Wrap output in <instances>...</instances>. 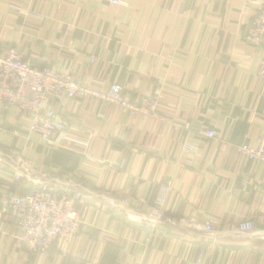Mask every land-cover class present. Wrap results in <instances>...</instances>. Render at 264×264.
Masks as SVG:
<instances>
[{"label":"crops","instance_id":"obj_1","mask_svg":"<svg viewBox=\"0 0 264 264\" xmlns=\"http://www.w3.org/2000/svg\"><path fill=\"white\" fill-rule=\"evenodd\" d=\"M121 1L0 0V55L14 48L94 90L118 83L129 101L158 96L156 117L54 102L68 129L50 143L28 132L26 115L0 111V158L22 154L34 181L85 196L78 232L43 254L19 247L12 218L0 215V264H196L201 249V264H264V163L235 150L255 147L264 127V48L245 40L255 0ZM30 186L0 171V196ZM161 192L165 216L212 220L213 232L155 220L146 228ZM243 220L253 233H237Z\"/></svg>","mask_w":264,"mask_h":264},{"label":"built area","instance_id":"obj_2","mask_svg":"<svg viewBox=\"0 0 264 264\" xmlns=\"http://www.w3.org/2000/svg\"><path fill=\"white\" fill-rule=\"evenodd\" d=\"M112 5L125 6L121 0H109ZM256 11L246 33V42L256 48H264V0H255ZM91 63L95 61L90 59ZM258 76L264 80V58L260 61ZM264 96V89L262 90ZM92 99L120 108L128 116L156 117L158 96L139 101H129L118 83H111L106 90H94L79 83L72 74L51 67L34 66L22 52L9 48L0 55V111L15 108L29 118L28 132L44 143L68 129L67 123L56 115L51 104L63 100ZM183 127L188 130V123ZM202 136L215 140L217 134L204 126L198 130ZM237 154L249 161L264 163V127L255 147L247 143L236 146ZM7 159L8 161H5ZM9 170L15 181L25 178L31 186L18 195L4 192L0 196V215L12 218L18 229L17 244L30 255L46 253L54 244L69 242L81 224L76 204L85 196L64 183L34 181L30 176L31 165L22 154L0 158V171ZM63 180V179H62ZM163 192L158 196L152 219L144 221L148 228L153 220L173 228L201 229L207 236L214 230V222L202 224L193 219L174 221L162 211ZM129 207L125 199L124 204ZM239 234L253 233L254 223L243 220L235 226ZM204 250L198 251L196 264H201Z\"/></svg>","mask_w":264,"mask_h":264}]
</instances>
